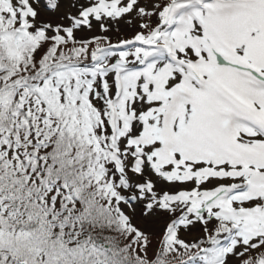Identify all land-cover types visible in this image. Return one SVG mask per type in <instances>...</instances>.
Returning a JSON list of instances; mask_svg holds the SVG:
<instances>
[{"label": "snow or ice", "instance_id": "1", "mask_svg": "<svg viewBox=\"0 0 264 264\" xmlns=\"http://www.w3.org/2000/svg\"><path fill=\"white\" fill-rule=\"evenodd\" d=\"M0 264H264V0H0Z\"/></svg>", "mask_w": 264, "mask_h": 264}]
</instances>
